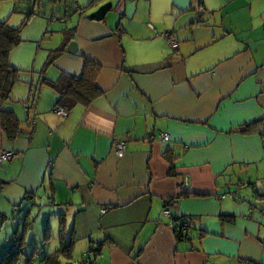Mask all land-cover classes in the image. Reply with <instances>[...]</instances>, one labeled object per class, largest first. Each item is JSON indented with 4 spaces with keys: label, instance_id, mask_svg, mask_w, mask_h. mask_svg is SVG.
Segmentation results:
<instances>
[{
    "label": "crops",
    "instance_id": "crops-1",
    "mask_svg": "<svg viewBox=\"0 0 264 264\" xmlns=\"http://www.w3.org/2000/svg\"><path fill=\"white\" fill-rule=\"evenodd\" d=\"M6 1L0 21L23 18ZM107 2L73 15L53 64L50 51L39 65L9 53L21 81L0 110L23 134L8 140L0 122L14 153L0 166V260L54 230L60 248L63 219L68 258L106 240L90 264H264V186L251 181H264V0H112L103 21L86 18ZM85 61L103 94L59 115L41 80L78 77ZM179 217L191 219L182 241Z\"/></svg>",
    "mask_w": 264,
    "mask_h": 264
},
{
    "label": "trees",
    "instance_id": "trees-1",
    "mask_svg": "<svg viewBox=\"0 0 264 264\" xmlns=\"http://www.w3.org/2000/svg\"><path fill=\"white\" fill-rule=\"evenodd\" d=\"M41 1L46 4L41 9ZM98 0H91L85 7H80L75 3V0H14L13 12L23 15V22L18 27H11L7 20L0 21V99L11 100L12 90L14 85L21 81L20 69L12 67L9 62V53L13 48L18 46L21 42V32L29 18L39 16L49 21L59 20L65 22L71 18L74 14H83V12L89 10L92 4ZM100 1V0H99ZM48 12V13H46ZM59 17V18H58ZM73 30H68L71 32ZM65 39L70 40L65 32ZM65 50V47H60L56 50L49 52L46 65H51L55 59L60 56ZM99 74V65L85 61L83 65L82 74L78 77H72L66 74H61L56 81H50L46 78H42V84L51 87L57 93V108L63 109L67 114L73 110L77 105L89 106L93 100L99 98L103 91L97 85V78ZM0 122L1 128L8 140H14L15 138L23 134L22 123L18 120L12 111L0 110ZM27 127H31L28 125ZM245 184V183H241ZM240 185V184H239ZM237 185V186H239ZM252 184H249V188H252ZM177 199V198H176ZM176 199L169 200L168 203L177 201ZM175 220L187 221L191 225V219L185 217H179ZM63 226L64 221H60V235L59 243L60 248L55 251L51 256H45L40 260V264H57V257L59 254H63L65 257H70L69 241L63 242ZM177 240L182 241L186 239L185 233L182 229L176 227L173 228ZM48 238V237H47ZM48 240V239H47ZM45 240V241H47ZM106 242L103 241L98 245L97 251L87 253L83 258L81 264H86L85 260L90 257L95 258V253L99 251L100 246ZM25 245L21 244L20 240H16L14 249L6 252L1 260L0 264H19L21 261V254L24 252ZM33 247V254H35L36 244ZM90 255V256H89ZM92 263V262H91Z\"/></svg>",
    "mask_w": 264,
    "mask_h": 264
},
{
    "label": "rangeland",
    "instance_id": "rangeland-1",
    "mask_svg": "<svg viewBox=\"0 0 264 264\" xmlns=\"http://www.w3.org/2000/svg\"><path fill=\"white\" fill-rule=\"evenodd\" d=\"M29 1H35V0H29ZM112 0H109V2ZM117 1V0H113ZM260 1V0H257ZM6 2L14 4V0H7ZM82 2H87L86 0H82ZM41 9L46 5L41 1ZM81 4V3H80ZM48 13V12H46ZM59 18V17H58ZM73 18V16L69 19H67L64 23H62L59 20H52L49 21L43 17L35 16L32 19H30L29 22H27L25 29L21 32V39L22 43H20L16 49V54H32L33 60H36V64H42L43 60L41 61V57H45V55L48 54L49 51L56 49L60 46L63 40V34L62 30L65 28H72L70 20ZM22 16L15 15L13 16L12 23H9L12 26H19L22 21ZM36 57L37 59H34ZM264 169V165L262 164L260 167V170ZM254 174L252 175L251 181L256 182L257 185L264 186V181L260 180L261 175L254 171ZM245 176L248 178V173H244ZM263 174V173H261ZM264 176V175H262ZM246 178V177H244ZM258 180V181H257ZM44 229L42 231L41 238L43 239ZM57 239V230H54V233L51 234L50 239L48 240V244H45L42 246L40 243L38 245L37 251H35V254H33V247L31 246H25L24 252L21 254V261L19 264H40V260L45 256H51L55 251H57L59 248L58 239ZM47 240V237H46ZM44 241V239H43ZM56 242V243H55ZM52 243V244H51ZM55 243V244H53ZM57 246V247H56ZM84 253L80 247L76 249V251L71 253V258L65 257L63 254H59L57 257V264H81L83 261V258H85ZM93 256V254H91ZM88 257L86 262L90 264L93 262L92 257Z\"/></svg>",
    "mask_w": 264,
    "mask_h": 264
},
{
    "label": "built area",
    "instance_id": "built-area-1",
    "mask_svg": "<svg viewBox=\"0 0 264 264\" xmlns=\"http://www.w3.org/2000/svg\"><path fill=\"white\" fill-rule=\"evenodd\" d=\"M164 36L166 37L168 35L165 34ZM170 46L172 48H176L177 47V43L174 42V41H171L170 42ZM56 111L59 113V115H62V116H66L67 115V113L61 108H57ZM161 137H162L163 141H167L169 139V136L167 134H162ZM125 149H126V147H125V143L123 141L116 142V144H115V152H116V154L118 156L122 155L125 152ZM13 157H14V153L12 151L3 150L0 147V166L8 163L9 161H11ZM246 188H249V185L240 184L238 186L239 190H243V189H246ZM105 212L106 211H103V213H105ZM164 215L170 216L171 215V211L166 209L164 211ZM188 226H189V224H188L187 221L183 222L181 220H173V222L171 223V227L172 228L176 227L178 229H182L183 231H187Z\"/></svg>",
    "mask_w": 264,
    "mask_h": 264
},
{
    "label": "water",
    "instance_id": "water-1",
    "mask_svg": "<svg viewBox=\"0 0 264 264\" xmlns=\"http://www.w3.org/2000/svg\"><path fill=\"white\" fill-rule=\"evenodd\" d=\"M112 9V3L111 2H107L106 4L102 5L99 9H97V11L91 13L90 15H87L86 18L87 19H93L97 22H101L105 19L107 13ZM67 52L70 55H74L77 52V46L75 43H70L67 47ZM188 228H190V225L188 226ZM187 228V230H188Z\"/></svg>",
    "mask_w": 264,
    "mask_h": 264
},
{
    "label": "flooded vegetation",
    "instance_id": "flooded-vegetation-1",
    "mask_svg": "<svg viewBox=\"0 0 264 264\" xmlns=\"http://www.w3.org/2000/svg\"><path fill=\"white\" fill-rule=\"evenodd\" d=\"M86 264H88V262Z\"/></svg>",
    "mask_w": 264,
    "mask_h": 264
}]
</instances>
